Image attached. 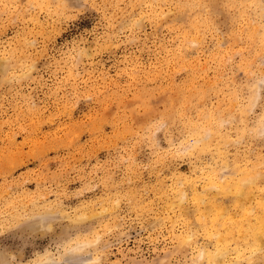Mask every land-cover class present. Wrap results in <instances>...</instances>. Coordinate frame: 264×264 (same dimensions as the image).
<instances>
[{"label":"rangeland","instance_id":"1","mask_svg":"<svg viewBox=\"0 0 264 264\" xmlns=\"http://www.w3.org/2000/svg\"><path fill=\"white\" fill-rule=\"evenodd\" d=\"M263 217L264 0H0V262L264 264Z\"/></svg>","mask_w":264,"mask_h":264},{"label":"bare ground","instance_id":"2","mask_svg":"<svg viewBox=\"0 0 264 264\" xmlns=\"http://www.w3.org/2000/svg\"><path fill=\"white\" fill-rule=\"evenodd\" d=\"M221 171V170H220ZM214 172V171H213ZM217 172V171H216ZM218 173V172H217ZM241 175L238 178H227L224 175H217L216 173L209 177L206 185H205V189H210L211 188H215L216 190H219L222 193H231L235 199L237 200L238 197L241 198V196L243 197V195L247 192V190L256 183L258 176L251 174V173H246V171L244 172H240ZM222 174V173H221ZM256 174V173H255ZM212 191V190H211ZM201 193V192H200ZM200 196V195H199ZM198 198V197H197ZM239 198V200H240ZM200 200H202L200 198ZM202 203V202H201ZM221 216V214H220ZM219 216V217H220ZM222 217V216H221ZM48 220V219H47ZM215 220V219H214ZM49 222V221H47ZM258 225L255 227H251L250 230V235L252 236V239L258 244L257 247H260L259 249H261V246L263 247V240H261V236L263 235L264 237V217L262 219L258 220ZM45 224V222H44ZM39 226V225H38ZM45 226V225H44ZM37 227V226H36ZM29 228V227H28ZM35 228V227H34ZM217 228V227H216ZM38 230V229H37ZM35 231V230H34ZM36 232V231H35ZM216 234V233H215ZM214 236V235H213ZM217 238V237H216ZM220 241L224 240V239H219ZM261 241V242H259ZM86 244L83 243V245H75L74 248H71L70 250H68L69 253H75V252H82L87 250L88 247L92 246V243L88 244L87 242H85ZM261 243V244H259ZM82 244V243H81ZM227 249V247H222L221 249H217L216 252H214V255L212 254L210 257L209 253H205L206 255H209V259H211L210 261H213V263L215 264H219L220 262H223V258L225 257L226 253L225 250ZM67 252V251H66ZM68 253V254H69ZM202 253V252H201ZM200 255H203V253ZM205 255V256H206ZM71 256V255H70ZM49 257V256H48ZM200 257V256H199ZM202 257V256H201ZM203 258V257H202ZM5 259V258H3ZM63 259V258H62ZM97 259V258H96ZM94 259V261L96 260ZM208 259V260H209ZM2 260V259H1ZM3 264H4V260ZM2 261L0 262L2 264ZM52 261V260H50ZM93 260L91 261V259L89 258V261H85L84 264H87L88 262H94ZM98 261V260H97ZM96 262V261H95ZM81 264V263H80ZM221 264V263H220Z\"/></svg>","mask_w":264,"mask_h":264}]
</instances>
